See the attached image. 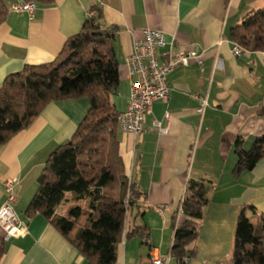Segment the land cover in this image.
<instances>
[{
	"label": "crops",
	"instance_id": "0c3cea01",
	"mask_svg": "<svg viewBox=\"0 0 264 264\" xmlns=\"http://www.w3.org/2000/svg\"><path fill=\"white\" fill-rule=\"evenodd\" d=\"M3 1L9 12L0 24V87L26 65L53 62L66 40L79 33L96 10L100 23L115 30L120 83L112 99L120 113L128 107L132 85L127 57L144 29L163 31L168 40L175 37L176 52L195 47L203 51L201 63L191 59L169 73V98L154 102L138 135L119 128L125 174L143 193L127 221L146 225L150 244L137 235L147 248L143 257L142 247L132 239L133 250L140 249L132 260L122 241L116 264H151V251L167 254L174 239L173 216L187 186L198 181L210 185V202L196 254L187 264H230L242 207L251 204L264 213V157L240 176L233 173L237 139L248 150L264 134V51L235 55L230 32L247 15L264 8V0H54L37 3L33 16L10 11L12 4L23 0ZM89 108L87 97L53 101L0 146V207L7 199L4 181L15 178L12 206L25 227L23 234L9 238L0 227L5 246L0 264H91L71 241L76 229L67 236L41 213H27L47 158L72 137ZM248 214L252 216L251 211ZM156 229L161 239L155 236Z\"/></svg>",
	"mask_w": 264,
	"mask_h": 264
},
{
	"label": "trees",
	"instance_id": "16d2710c",
	"mask_svg": "<svg viewBox=\"0 0 264 264\" xmlns=\"http://www.w3.org/2000/svg\"><path fill=\"white\" fill-rule=\"evenodd\" d=\"M52 4L54 0H23ZM93 11V9H91ZM9 9L0 0V24ZM100 12L88 16L81 31L69 37L56 59L47 64L26 65L8 75L0 87V146L26 129L53 101L87 97L90 108L72 137L59 144L49 155L38 178V189L27 213L44 215L64 235L80 225L86 210L74 206L67 215L57 212L68 192L90 199L88 227L71 238L91 264H116L118 249L125 238L141 236L149 245L146 225L129 224L128 213L143 193L125 174L120 153L119 115L112 96L120 83L115 50V30L104 27ZM233 41L250 51H264V8L247 15L230 32ZM234 175L253 169L264 157V134L248 150L237 139ZM210 185L198 181L187 186L181 203L183 215L176 225L171 256L187 264L196 254L201 222L209 205ZM120 188L121 192H117ZM252 212V216L248 212ZM125 232V235H124ZM0 242V260L4 254ZM230 264H264V213L254 205L242 207L234 234Z\"/></svg>",
	"mask_w": 264,
	"mask_h": 264
},
{
	"label": "built area",
	"instance_id": "2783aa9c",
	"mask_svg": "<svg viewBox=\"0 0 264 264\" xmlns=\"http://www.w3.org/2000/svg\"><path fill=\"white\" fill-rule=\"evenodd\" d=\"M36 7L37 2L35 1H20L12 4L10 11L28 12L33 16ZM232 44L233 53L237 56L243 50H246L235 41ZM162 48L166 50L161 53L160 49ZM202 53L203 51L196 47L176 52L175 37L168 40L163 31L150 28L144 29L142 38L134 41L133 51L127 57V66L132 78V85L128 107L119 115L120 128L126 132L138 135L143 129L145 116L152 112L154 102L168 100L170 90L168 85L169 73L177 65H187L191 59H197L201 63ZM160 131L164 132L166 129L160 128ZM16 183L17 180L15 178H7L4 181L7 199L0 207V227L8 238L23 234L25 229L12 206L16 201ZM182 215L183 209L180 206L176 225ZM171 258V253L162 256L151 251L149 254L151 264H169ZM186 262H189V259H186Z\"/></svg>",
	"mask_w": 264,
	"mask_h": 264
},
{
	"label": "rangeland",
	"instance_id": "374dc122",
	"mask_svg": "<svg viewBox=\"0 0 264 264\" xmlns=\"http://www.w3.org/2000/svg\"><path fill=\"white\" fill-rule=\"evenodd\" d=\"M66 195H67L66 196V199L63 202L64 205H63V207L61 208V211H60L62 214L67 215L69 213V210L72 207L77 206V205L83 207L87 211L86 214H84L82 216L81 221H80V225L77 226L76 230L72 234V236L74 238L80 230H82L83 228H86V227L89 226V224H90L89 217H90V213H92L93 210L90 208V199H89V197L84 196L82 198H79L78 195L75 194V193H73V192H68ZM147 218H149V217H147ZM200 232H201V228H200ZM199 235H200V233H199ZM155 236L158 237V238H160V239L162 237L161 236V232H159L157 229H156V232H155ZM136 237L137 236H134L133 238L127 239V240L124 238L123 239V242H122L123 243L122 244L123 245V249L127 248V251H128L127 252V255L128 256L131 255L132 260H133V258L136 259L137 255L140 252V249H139L140 247H142V255H143V257H147V248L144 247L145 245L142 246L141 243H140V239L139 238H136ZM134 238L136 239V241H138L137 246L139 248L136 246V249L133 250V247L131 246L132 244L129 243V242H131L132 239H134ZM167 238L168 237L166 236V242H167ZM198 241H199V237H198ZM200 242L203 245H205V243H204L203 240H201ZM233 244H232V248H233ZM170 246H171V243H168V245L166 247V253L167 254H168V252L170 253V251H169ZM137 249H139V250H137ZM164 249H165V247H164ZM206 249H207V247H205L203 250H206ZM169 264H180V263H179V261L176 258H174L172 256Z\"/></svg>",
	"mask_w": 264,
	"mask_h": 264
}]
</instances>
